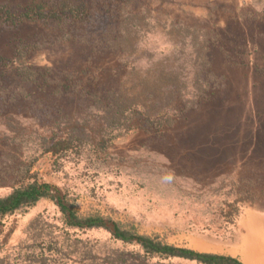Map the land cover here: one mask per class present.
I'll list each match as a JSON object with an SVG mask.
<instances>
[{"label":"rangeland","instance_id":"obj_1","mask_svg":"<svg viewBox=\"0 0 264 264\" xmlns=\"http://www.w3.org/2000/svg\"><path fill=\"white\" fill-rule=\"evenodd\" d=\"M109 92L134 106L112 119ZM146 110L162 115L143 128ZM33 181L80 218L247 264L248 219L264 233V0H0V197ZM0 264L198 263L41 198L0 216Z\"/></svg>","mask_w":264,"mask_h":264},{"label":"trees","instance_id":"obj_2","mask_svg":"<svg viewBox=\"0 0 264 264\" xmlns=\"http://www.w3.org/2000/svg\"><path fill=\"white\" fill-rule=\"evenodd\" d=\"M62 6L64 8H61L60 12L56 14L59 18L62 17V15H64V18H69L66 16L67 14H69V16L76 15V9L66 8L69 5L65 3L62 4ZM163 78L165 79V76H163ZM104 100L106 102L104 110L112 119L123 116L127 109L134 106V103L125 100L124 95L119 92H109ZM152 111L153 110L144 111L142 117L139 115L143 128L152 126L155 122L159 121L157 118H160L162 114L160 112L153 113ZM41 198L53 200L60 212L64 215L67 224L70 226L76 228H105L110 232L113 238L125 243H135L147 254L179 257L193 260L198 264H242L238 259L231 256L198 252L188 248L176 247L174 245L162 243L150 236L135 234L120 227L118 223L110 219H104L101 216L80 218L64 200L60 191L46 182L33 181L27 186L14 189L5 197H0V216L10 214L24 206H31ZM238 241L240 242V240Z\"/></svg>","mask_w":264,"mask_h":264},{"label":"bare ground","instance_id":"obj_3","mask_svg":"<svg viewBox=\"0 0 264 264\" xmlns=\"http://www.w3.org/2000/svg\"><path fill=\"white\" fill-rule=\"evenodd\" d=\"M253 217L248 219L250 226L245 225V228L249 230L244 238L238 241L240 244L238 243L239 247L235 248V251L246 260L247 264H264V233L253 235L250 232L260 225L262 219Z\"/></svg>","mask_w":264,"mask_h":264}]
</instances>
